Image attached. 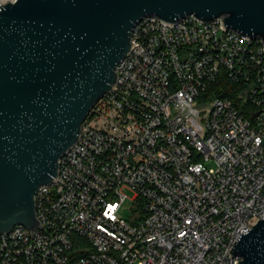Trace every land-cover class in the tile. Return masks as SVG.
<instances>
[{"label": "built area", "instance_id": "1", "mask_svg": "<svg viewBox=\"0 0 264 264\" xmlns=\"http://www.w3.org/2000/svg\"><path fill=\"white\" fill-rule=\"evenodd\" d=\"M132 44L116 88L36 195L44 228L0 234V264L241 260L230 250L264 217L263 41L220 19L152 16ZM222 80L237 85L231 95L210 96Z\"/></svg>", "mask_w": 264, "mask_h": 264}, {"label": "water", "instance_id": "2", "mask_svg": "<svg viewBox=\"0 0 264 264\" xmlns=\"http://www.w3.org/2000/svg\"><path fill=\"white\" fill-rule=\"evenodd\" d=\"M193 16L264 43V0H17L0 5V234L44 228L36 195L55 183L91 110L118 81L145 17ZM34 238V237H33ZM237 264H264V217L240 234Z\"/></svg>", "mask_w": 264, "mask_h": 264}, {"label": "trees", "instance_id": "3", "mask_svg": "<svg viewBox=\"0 0 264 264\" xmlns=\"http://www.w3.org/2000/svg\"><path fill=\"white\" fill-rule=\"evenodd\" d=\"M237 85L231 83L227 80H222L221 82L214 83L209 86L208 93L210 96H229Z\"/></svg>", "mask_w": 264, "mask_h": 264}, {"label": "rangeland", "instance_id": "4", "mask_svg": "<svg viewBox=\"0 0 264 264\" xmlns=\"http://www.w3.org/2000/svg\"><path fill=\"white\" fill-rule=\"evenodd\" d=\"M132 206V201L128 200L125 205H124V209H123V216L126 217V218H129L131 213L129 211V209L131 208Z\"/></svg>", "mask_w": 264, "mask_h": 264}]
</instances>
